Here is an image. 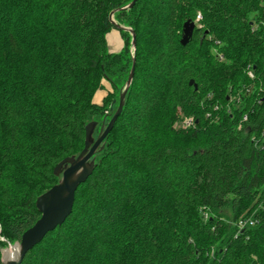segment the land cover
Returning <instances> with one entry per match:
<instances>
[{"label":"trees","instance_id":"trees-1","mask_svg":"<svg viewBox=\"0 0 264 264\" xmlns=\"http://www.w3.org/2000/svg\"><path fill=\"white\" fill-rule=\"evenodd\" d=\"M131 1L0 0V237L40 218L55 166L107 125L134 60L71 213L21 264H264V0ZM187 21L200 28L181 46ZM178 109L193 129L174 130Z\"/></svg>","mask_w":264,"mask_h":264},{"label":"water","instance_id":"water-1","mask_svg":"<svg viewBox=\"0 0 264 264\" xmlns=\"http://www.w3.org/2000/svg\"><path fill=\"white\" fill-rule=\"evenodd\" d=\"M136 0H132L130 4L122 9H130L134 6ZM114 11L110 13L109 20L113 26L119 30L129 32L131 34V48L135 47V35L132 30L126 27L117 25L113 20ZM195 29L193 22L187 21L183 24L182 36L180 40L181 46L188 44ZM134 72V60L130 73L125 82L124 88L119 95L117 108L104 127L102 124L99 131L98 138L93 141L91 134L96 124L91 122L85 127V140L82 151L76 157H67L59 162L54 170L53 175L59 177V181L49 190L40 195L35 202L37 212L40 218L35 224L26 230L20 239V242L13 247L15 256L11 260H2V264H21L27 252L38 245L44 237L61 226L72 211L74 204L75 192L79 185L83 184L91 175L94 169L93 156L100 148L103 140L112 130L115 121L122 112L124 105V98L129 89ZM193 81L189 82L192 85ZM196 90V85H193ZM197 123V122H196Z\"/></svg>","mask_w":264,"mask_h":264},{"label":"rangeland","instance_id":"rangeland-1","mask_svg":"<svg viewBox=\"0 0 264 264\" xmlns=\"http://www.w3.org/2000/svg\"><path fill=\"white\" fill-rule=\"evenodd\" d=\"M199 20V19H198ZM196 28H200V25L198 23H196L195 25ZM112 38H115L112 41ZM122 37L121 34L114 28L112 29L107 35H106V43H107V47L109 52L114 53V52H118L120 51L123 43H122ZM116 40V42H115ZM115 43V44H114ZM106 89L105 90H101L98 92V94L95 96L93 102L96 105H101L102 104V97L105 96V92H107V90L109 91V86L107 84H105ZM113 108V106L110 104V106L108 107V109H106L104 111V114L107 115L110 110ZM176 121L173 124V128L175 131H186V130H190V129H186V127L183 126V122L189 118V116H185L184 112H182L180 109H178L176 111ZM107 124V123H105ZM101 127V126H100ZM99 131L100 128H96L94 127L93 132L91 134V138L93 141H95L98 136H99ZM0 241L3 243L0 247V257H1V261L5 259L4 255L5 253L9 252L11 253L13 250V247L16 246L18 243L17 242H8L6 239H4L3 237H0ZM6 260V259H5Z\"/></svg>","mask_w":264,"mask_h":264},{"label":"built area","instance_id":"built-area-1","mask_svg":"<svg viewBox=\"0 0 264 264\" xmlns=\"http://www.w3.org/2000/svg\"><path fill=\"white\" fill-rule=\"evenodd\" d=\"M200 19V18H198ZM246 76L247 78L250 80V81H254L255 80V73L254 71L251 69L250 66L247 67V70H246ZM254 91V87L252 85H249L247 86L246 88H243L239 94H236L234 96L231 97L230 102L232 104H235L237 105L240 101V96L241 95H245V96H250L251 93ZM259 91H260V88H259ZM246 120V117L243 118V121ZM196 125V121L193 119V118H189L187 120H185L183 122V126L186 127V129H190V128H194ZM240 128V126H239ZM207 216H205V219H206ZM256 219L253 218L252 216L250 217H246V218H242L240 219L237 223H236V226L238 228V230H242L246 227H252L256 224Z\"/></svg>","mask_w":264,"mask_h":264},{"label":"bare ground","instance_id":"bare-ground-1","mask_svg":"<svg viewBox=\"0 0 264 264\" xmlns=\"http://www.w3.org/2000/svg\"><path fill=\"white\" fill-rule=\"evenodd\" d=\"M15 256V252L12 250L11 253L7 252L5 253L4 257L6 260H11Z\"/></svg>","mask_w":264,"mask_h":264},{"label":"crops","instance_id":"crops-1","mask_svg":"<svg viewBox=\"0 0 264 264\" xmlns=\"http://www.w3.org/2000/svg\"><path fill=\"white\" fill-rule=\"evenodd\" d=\"M115 38H112V41L114 40ZM115 42H116V40H115ZM115 44V43H114Z\"/></svg>","mask_w":264,"mask_h":264}]
</instances>
